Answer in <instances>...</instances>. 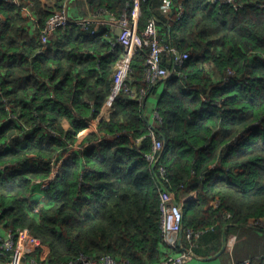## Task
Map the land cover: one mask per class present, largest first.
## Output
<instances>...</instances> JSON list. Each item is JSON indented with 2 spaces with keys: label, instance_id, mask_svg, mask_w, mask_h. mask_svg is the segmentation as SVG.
Instances as JSON below:
<instances>
[{
  "label": "trees",
  "instance_id": "16d2710c",
  "mask_svg": "<svg viewBox=\"0 0 264 264\" xmlns=\"http://www.w3.org/2000/svg\"><path fill=\"white\" fill-rule=\"evenodd\" d=\"M65 1L21 0L34 21L0 2L1 227H28L41 239L34 257L48 264L105 253L157 264L169 251L159 211L166 190L178 202L196 193L182 199V223L199 234L197 257L218 253L234 229L264 232V0H170L166 12L165 0H140L138 27L153 19L158 40L189 56L170 76L146 81L148 49L136 53L130 92H119L109 118L80 142L109 97L122 46L97 22H69L42 42ZM82 3L77 17H118L132 0L73 1ZM154 138L163 141L157 151ZM49 178L35 199V185ZM190 244L183 232L181 246Z\"/></svg>",
  "mask_w": 264,
  "mask_h": 264
},
{
  "label": "built area",
  "instance_id": "2783aa9c",
  "mask_svg": "<svg viewBox=\"0 0 264 264\" xmlns=\"http://www.w3.org/2000/svg\"><path fill=\"white\" fill-rule=\"evenodd\" d=\"M74 0H66L62 7L54 12L49 18L43 29L41 30L42 42H45L49 35L53 33L57 27L65 25L69 22L81 23L83 27H88L92 22L102 23L103 27H108L114 33L115 38L110 40L114 47L116 44L122 46V56L120 63L116 66L112 78L113 83L106 104L111 108L112 101L121 91L130 92L131 86L127 83L130 71V63L133 56L144 49H148L145 60V78L144 80H160L164 79L175 72V66L180 65L188 58L186 51H180L174 45L161 43L157 37V27L153 19L149 20L146 29L141 30L138 27V17L140 11V0H132L129 13L124 12L118 17H111L105 10L103 15H96L88 12L85 16H75L71 11ZM231 1V0H224ZM19 6L23 15L29 17L30 21H34V14L29 5L21 4V0H0ZM171 6L168 2L164 3L165 12ZM183 8L180 6L176 16H181ZM155 113L153 114V117ZM139 140H137L138 142ZM163 141L153 140L152 148L154 151L161 149ZM150 161H156L155 155L146 154ZM161 173L163 169H160ZM164 175V174H163ZM50 178L40 183L41 189L47 188ZM43 196V195H42ZM159 211L161 217V231L163 240L169 251H165V257L157 264H184L197 255L193 252L192 240L198 237V233L192 229L183 228L182 217V199L178 202L173 193L161 190L159 193ZM183 232L187 239L191 242L188 248L182 247ZM236 235L229 234L224 247L232 251L235 244ZM41 246V239L36 236L26 226H18L15 228H2L0 225V261L1 264H48L47 259L34 257L33 253L38 251ZM65 264V263H59ZM66 264H131L129 261L114 257L110 253L100 256L80 254L76 259ZM146 264V263H143ZM218 264H251L249 258L242 260H230Z\"/></svg>",
  "mask_w": 264,
  "mask_h": 264
},
{
  "label": "crops",
  "instance_id": "0c3cea01",
  "mask_svg": "<svg viewBox=\"0 0 264 264\" xmlns=\"http://www.w3.org/2000/svg\"><path fill=\"white\" fill-rule=\"evenodd\" d=\"M46 3H49V0H44ZM165 2H168V5L171 6L170 0H165ZM86 5V2H84ZM87 6V5H86ZM73 10H75L76 14L81 15L82 11H86V8L84 4L82 3L80 7L74 6L72 7L71 11L75 13ZM88 13H84L82 16L87 15ZM81 16V17H82ZM150 99L146 102V114L152 113V110L154 109V106L156 104V95H151L148 97ZM111 108L106 104V102L102 105L100 108L97 116L92 119L88 125L80 130L77 133V142L82 141L86 135L89 133L97 131V124L102 119H108L110 114ZM63 124L65 127L69 126V122L65 119L63 121ZM38 192L34 190V195ZM40 196H42V191L39 192ZM196 193L194 191H190L184 195H182L181 199H189L194 198ZM258 232H257V231ZM236 233V240L234 244V249L232 251H229L228 249L221 247V250L216 253L214 256L208 257H202L198 256L191 261L184 263V264H218L226 261H230L232 259L236 260H242L245 257H250L253 259H256V262L254 264H258L259 258L261 255L264 254V232L262 230L258 229H241L237 228L233 230ZM250 231V232H249Z\"/></svg>",
  "mask_w": 264,
  "mask_h": 264
},
{
  "label": "rangeland",
  "instance_id": "374dc122",
  "mask_svg": "<svg viewBox=\"0 0 264 264\" xmlns=\"http://www.w3.org/2000/svg\"><path fill=\"white\" fill-rule=\"evenodd\" d=\"M149 100H150V99H148V101H149ZM106 101H107V100H106ZM107 105H108V104H107ZM34 190H36L38 193L35 194V195H33V197H34L35 199H37V200L41 199L42 196H40V194H39V192H40V190H41V187H40L39 185H35ZM41 191H42V190H41ZM233 233H235V232H233Z\"/></svg>",
  "mask_w": 264,
  "mask_h": 264
},
{
  "label": "water",
  "instance_id": "95a60500",
  "mask_svg": "<svg viewBox=\"0 0 264 264\" xmlns=\"http://www.w3.org/2000/svg\"><path fill=\"white\" fill-rule=\"evenodd\" d=\"M209 258V257H208Z\"/></svg>",
  "mask_w": 264,
  "mask_h": 264
}]
</instances>
